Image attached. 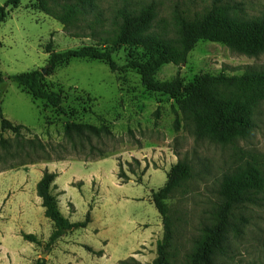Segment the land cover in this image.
I'll return each instance as SVG.
<instances>
[{
	"label": "rangeland",
	"instance_id": "rangeland-1",
	"mask_svg": "<svg viewBox=\"0 0 264 264\" xmlns=\"http://www.w3.org/2000/svg\"><path fill=\"white\" fill-rule=\"evenodd\" d=\"M7 1L0 0V7ZM216 2L231 7L232 15L243 21L257 20L264 15V0H103L99 4L104 14L102 25L97 26L95 32L85 28L79 31L80 37L73 38L59 22L42 13L35 0H23L17 9L7 10V18L0 27L1 72L5 78L0 85V113L15 125H24L29 131L24 130L21 136H16L11 131L2 132L0 127V139L3 137L8 141L11 149V154L7 155L0 148V222H19V227L26 234L38 236L43 244L38 247L25 242L21 233L9 235L1 232L0 264H12L14 256L9 252L6 256V248L30 264H35L38 259H50L51 255L44 249L47 241L41 238L51 234V229L44 223H53L38 213L35 218L37 225L31 228L21 224L26 216L18 212V205L22 204L18 198L26 191V196L30 195L28 190L38 179V174L28 171L32 168L42 170L52 162L23 166L21 163L29 161L31 156L26 158L20 148L35 136L43 143H63L66 124L105 125L113 134L112 138L93 137L78 142L77 147L69 150L68 156L59 162L106 160L107 191L101 207L91 202L78 207L72 217L75 223L83 222L92 208L93 228L89 232L78 230L70 237L93 248L109 241L108 250L115 258H124L123 254L130 248L129 241L124 242L128 237L126 219L132 217L140 223L146 222L147 225L142 228L154 232L152 241L135 252L134 258L140 264H153L158 242L164 237V226L153 204L152 192L165 185L168 172L178 161L188 163L193 176L166 201L175 231L171 254L176 264L186 263L201 229L209 223L213 210L220 202L218 192L224 177L256 165L264 173V100L254 110L252 133L245 139L222 145L208 138H198L193 123L181 113V129L176 131V101L147 91L140 74L133 69L112 73L102 62L79 59L58 68L53 75L46 77L45 85L48 91L63 96V110L52 108L46 101L35 100L16 82L9 80L11 76L44 70L49 59L45 49L50 41L57 52L85 46L105 47L116 11L124 6L155 5L157 18L153 31L172 38L179 14L190 18L201 16ZM90 19L93 20L92 17ZM143 58L141 49L132 48H124L114 55L119 67L133 59ZM247 68L264 69V53L248 57L225 45L200 41L185 65H165L156 78L160 82H171L179 75L188 84L200 75L218 76L225 72L229 77L241 76ZM155 151L163 154L160 159L140 162L141 167L136 166V161L131 162L136 175L128 173L127 165L125 171L130 181L120 179L119 174L118 177L114 175L115 181L120 179L119 183L126 184L123 188L118 189L112 184L115 160L130 153L140 157L139 153ZM145 168L146 172L150 170L148 174L143 173ZM89 193L87 187L85 194ZM126 198L130 201L127 202ZM37 210L33 208L32 212ZM243 214L248 218V224L241 233L230 235L221 264H264V190L259 194L257 203L248 206ZM94 230L100 231V237L94 234ZM61 245L62 242L53 252L59 258L55 257V262L66 261L60 253ZM73 249L77 258L80 257L77 260L85 264L93 261V256L85 249Z\"/></svg>",
	"mask_w": 264,
	"mask_h": 264
},
{
	"label": "trees",
	"instance_id": "trees-1",
	"mask_svg": "<svg viewBox=\"0 0 264 264\" xmlns=\"http://www.w3.org/2000/svg\"><path fill=\"white\" fill-rule=\"evenodd\" d=\"M23 0H8L0 7V27L5 22L8 9H17ZM103 0H35L39 10L59 22L70 37H80L79 31L89 28L92 32L102 25L104 14L99 4ZM232 8L214 3L212 8L201 16L190 18L179 14L175 19V34L162 36L153 31L157 18V9L153 4L141 6H124L116 11L111 32L107 33L105 47H82L79 49L57 52L53 42L46 46L49 59L46 74L33 71L9 77L26 90L35 100L46 101L52 108L63 110L64 99L60 93L47 90L45 80L54 72L71 61H99L109 67L112 73H123L128 69L136 70L147 91L169 96L176 101L177 109L174 128L181 129L179 114L188 118L195 127V135L208 138L218 144H229L238 139L247 138L254 130V110L264 100V69L247 68L243 75L229 77L225 72L218 76L200 75L193 82L185 84L178 75L171 82H160L156 74L165 65H185L189 54L200 41L227 46L234 52L248 57H257L264 53V15L253 21H243L232 15ZM93 18L91 20L90 18ZM2 44L0 43V52ZM124 48L141 49L143 59H133L127 65L119 67L114 55ZM5 82L1 72L0 85ZM2 132L11 131L21 136L22 131H29L24 125H15L0 113ZM112 138L110 129L102 125L96 127L89 124L69 123L64 128V142L60 144L43 143L35 136L20 148L29 161L21 165H34L42 161L59 162L68 155V151L76 148L84 139ZM0 148L11 154L9 142L0 139ZM36 157V158H35ZM2 158V157H0ZM35 158V159H33ZM136 166L141 163L136 161ZM147 168L143 170L145 173ZM128 173L136 175L133 164H128ZM193 176L191 166L178 161L167 174L166 184L152 192V201L156 207L163 226L164 237L158 242L157 257L153 264H176L172 259V248L175 231L170 216V208L166 201L184 182ZM57 175L48 171L37 184L38 197L42 199L45 217L54 224V231L44 244L45 253L51 254L56 244L63 238L78 230L87 229L92 223L90 211L83 222L72 223L60 211L57 197L52 186ZM119 178L130 181L127 171L120 167ZM264 190V173L259 166H250L233 175H226L220 185V202L213 210L209 223L201 229L200 237L195 240L193 249L185 264H221L225 255L230 235L241 233L248 224L243 214L248 206L258 201ZM25 242L41 247L43 244L34 234L22 233ZM85 249L102 256L85 246ZM35 264H47L46 259H38ZM119 264H140L135 258L121 261Z\"/></svg>",
	"mask_w": 264,
	"mask_h": 264
},
{
	"label": "crops",
	"instance_id": "crops-1",
	"mask_svg": "<svg viewBox=\"0 0 264 264\" xmlns=\"http://www.w3.org/2000/svg\"><path fill=\"white\" fill-rule=\"evenodd\" d=\"M106 160H95L91 162L86 161H80V160H71L67 163L63 162H52L46 165L44 169H37L32 168L28 172L33 173L35 172L38 174V179L34 185H32L28 191L31 192L30 195L26 196V192L22 193V196L18 199L21 201L22 204L18 205V212L24 213L26 217H24L23 221L20 222L21 224L26 225L27 227H33L37 225L36 222V215L38 213L45 215V209L42 207V199L38 197L37 194V184L42 179L44 172L48 171L50 173H54L57 175V178L52 186V192L57 197V200L59 202V208L61 213L70 220V222H73V215L77 212L78 207H84L85 205H89L91 202L94 203V205L97 207H101L102 202L105 199L106 195V181L108 178V174L106 171ZM116 161L115 171H112V184L118 188H123L126 184L119 183V180L114 179V175L118 177L120 166L118 165V161ZM150 170L146 172V174L149 173ZM151 177V176H150ZM166 184V183H165ZM89 188L90 193L85 194V189ZM126 201L129 202L130 199L126 198ZM33 208H37L38 210L35 212H32ZM10 214V212H8ZM33 219V220H31ZM43 224L44 222H41ZM127 227L125 228L127 230L125 242L129 241L130 248L127 252H125L124 258H115L113 257L114 254H112L108 250V243L109 241H104L103 246L99 248H93L87 244L77 242L76 240L71 239L70 236H73L75 232L62 240H60L56 246L54 247L53 251L51 252L50 259L47 260V264H85L81 262L80 260H77V253H75V250L73 247H78L81 249H85V246H88L92 248L96 252H103L102 256H96L92 253H90L93 256V261L91 263L87 264H119L121 261L127 260L129 258H134V253L137 252L142 246L146 245V243L151 242L152 238L154 237V232L147 230V228H142L147 225L146 222H139L137 219H134L132 217H127L126 219ZM35 224V225H34ZM47 225V227L50 230L51 234L54 231V224L53 225ZM94 221L92 220V223L88 226L87 229H84L85 232H89L93 228ZM142 232H138V231ZM24 232L23 228L21 229L19 227V222H0V234L1 232L4 234L9 235H15L16 233ZM51 234H47L46 238H41L44 241H48ZM94 234L98 237H100V231L94 230ZM38 237V236H37ZM39 238V237H38ZM60 242H62L63 245L60 247V253L62 256L66 259V261L59 260L57 262L53 261L55 260V257L58 258V256L53 255V252L57 246H59ZM11 249L6 248V256L7 253H11L14 258L12 260V264H30V262L25 261L21 259L15 252L10 251ZM86 250V249H85ZM87 251V250H86ZM119 252V251H117ZM120 253V252H119ZM79 254L82 255V252ZM79 255V256H81ZM56 258V259H57ZM59 259V258H58ZM9 264V263H8Z\"/></svg>",
	"mask_w": 264,
	"mask_h": 264
},
{
	"label": "built area",
	"instance_id": "built-area-1",
	"mask_svg": "<svg viewBox=\"0 0 264 264\" xmlns=\"http://www.w3.org/2000/svg\"><path fill=\"white\" fill-rule=\"evenodd\" d=\"M139 155L140 157L135 153H130L126 156H121L118 160V165L125 169L127 165L133 161L151 162L152 160L160 159L163 154L160 151H155L151 153H139Z\"/></svg>",
	"mask_w": 264,
	"mask_h": 264
},
{
	"label": "water",
	"instance_id": "water-1",
	"mask_svg": "<svg viewBox=\"0 0 264 264\" xmlns=\"http://www.w3.org/2000/svg\"><path fill=\"white\" fill-rule=\"evenodd\" d=\"M43 73L46 74V69L43 70Z\"/></svg>",
	"mask_w": 264,
	"mask_h": 264
}]
</instances>
